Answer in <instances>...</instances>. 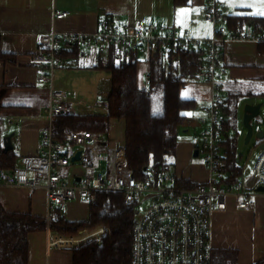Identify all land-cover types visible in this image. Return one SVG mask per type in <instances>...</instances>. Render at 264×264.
<instances>
[{"label": "crops", "instance_id": "0c3cea01", "mask_svg": "<svg viewBox=\"0 0 264 264\" xmlns=\"http://www.w3.org/2000/svg\"><path fill=\"white\" fill-rule=\"evenodd\" d=\"M205 1L191 0L187 6H176L175 0H0L1 49L14 58V61L0 63V143L5 151V139L12 137L14 148L6 151L12 152L15 156V165L11 169L20 166L24 157L39 153L42 133L48 126L47 109L53 88L69 93L71 110L68 115L108 114V110L101 104L108 101L112 89V73L97 68L99 59L106 62L108 58L101 57L96 50L83 51L65 47L62 54L65 68L54 72L53 84L40 83L39 78L47 75L48 71L34 65L31 57L40 50L42 35L51 32L60 35H94L101 31V22L108 19L132 30L136 29L142 20L146 25L157 24L169 29L176 28L194 38L209 39L213 36V25L204 15ZM219 2L228 25L232 28H241L243 25L237 22L235 26H231L229 23L231 19L264 18V14H261L264 13V0ZM55 10L69 12L70 16L55 20ZM247 27L249 24L242 28ZM224 59L225 122H231L225 135L228 156L227 142L232 138L230 136L232 121L238 117L240 100L248 95L264 97V44L225 40ZM140 65L143 74L138 72V81L140 88H143L145 76L150 72V65L144 60H141ZM254 86L259 90H253ZM210 95L211 88L208 83L198 79L186 81L180 96L185 100H193L196 108L189 113L183 127L184 134H188L191 129L194 130V134L199 131L197 120L201 116L202 108L209 103ZM101 135L103 141L96 146L100 154L95 167L86 169L79 162H74L63 170L66 181L73 182L86 175L111 174L116 149L125 146L126 122L111 120L108 134ZM178 140L176 163L172 170L180 177L181 186L194 188L205 184L209 180L206 166V172L197 169L195 174L194 169L187 167L191 157L193 161L199 158L195 156V149L193 152V142L191 143L187 137ZM259 142L262 144L264 141ZM102 156L106 157L107 166L102 172L96 173V169L100 168ZM236 161L237 167L241 170L236 179L240 180L244 168L239 162L237 148ZM229 167L232 176L235 177L231 165ZM253 176L247 178L245 183L251 184ZM186 182L190 186H186L184 184ZM253 201L255 203L253 209L242 210L239 208V200L232 197L229 198L224 212L214 213L212 222L214 264L223 252H238V264H259L264 261V194H256ZM0 204L7 212L31 214L34 217L46 218L48 222L56 214H60L69 222H86L90 218L92 206L85 201L75 200L63 208L56 207L49 212L46 192L24 187H1ZM103 228L105 229L104 226ZM103 228L92 231L93 235L101 237L104 233ZM99 229H102V233L98 232ZM84 232L87 230L79 233ZM62 236L74 237L50 229L31 234L28 264H73L72 247L80 245L83 241L80 242L79 236L74 238Z\"/></svg>", "mask_w": 264, "mask_h": 264}, {"label": "built area", "instance_id": "2783aa9c", "mask_svg": "<svg viewBox=\"0 0 264 264\" xmlns=\"http://www.w3.org/2000/svg\"><path fill=\"white\" fill-rule=\"evenodd\" d=\"M204 15L213 25V36L209 39L194 38L176 28L146 25L142 20L132 30L107 19L101 22V31L94 35L56 32L42 35L40 50L31 61L48 71L38 81L53 84L54 72L65 68L62 57L65 47L96 50L106 59L111 54L128 59L130 53H136L149 65L158 56L204 50L205 58L197 79L210 85L211 95L209 103L201 110L197 120L199 131L192 141L209 171L205 184L194 188L181 186L180 177L171 168L147 169L146 177L139 179L128 164L125 146L116 149L110 175H86L80 177L79 182V178L66 181L63 170L73 163L72 158L79 151H82L79 163L86 169L95 167L100 154L96 146L103 139L101 134L92 132H68L62 137L55 133V121L68 115L71 104L67 91L53 88L47 109L48 126L42 133L39 153L24 157L21 165L11 170L0 166V188L44 190L49 212L75 200L94 205L101 192L121 194L135 213L132 264H214V213L224 212L232 197L239 200L240 209H253V197L264 194L257 191L264 187V152L256 163L251 184L234 179L230 172L225 149L224 42L264 43V28L230 27L219 0H206ZM69 16V12L54 11L55 20ZM141 91L147 97L153 95L150 72L145 76ZM101 106L107 110L110 107L108 101ZM144 203L150 204L145 210H138Z\"/></svg>", "mask_w": 264, "mask_h": 264}, {"label": "trees", "instance_id": "16d2710c", "mask_svg": "<svg viewBox=\"0 0 264 264\" xmlns=\"http://www.w3.org/2000/svg\"><path fill=\"white\" fill-rule=\"evenodd\" d=\"M190 2L175 0V5L187 6ZM237 22L243 25L241 28L246 24L257 29L264 28V18L229 20L231 26ZM204 58L202 49L153 58L150 61L151 97H147L140 88L138 67L141 59L138 54L130 53L128 59L111 54L106 62L99 59L97 68L112 73V89L107 98L110 105L108 114L62 116L54 123L55 133L59 137L76 131L107 135L111 120H124L126 156L135 177L145 178L146 169L170 168L169 159L177 151L180 130L188 120L189 113L196 108V103L182 99L180 92L187 80L197 79ZM8 61H14V58L2 51L0 36V63ZM229 126L231 122H225V135ZM227 144L228 160L235 173L233 178L236 179L241 173L236 161V138H231ZM14 161L13 153L1 147L0 166L11 169L15 165ZM184 184L190 186L187 182ZM134 223L133 208L125 204L121 194L112 192L99 194L86 222H69L60 214L48 222L46 218L31 214L7 212L0 204V264H28L31 234L50 229L59 234L78 237L80 231L103 226L105 234L100 241L91 238L72 247L73 264H132ZM238 258V252H223L217 257L216 264H238ZM259 264H264V261Z\"/></svg>", "mask_w": 264, "mask_h": 264}, {"label": "rangeland", "instance_id": "374dc122", "mask_svg": "<svg viewBox=\"0 0 264 264\" xmlns=\"http://www.w3.org/2000/svg\"><path fill=\"white\" fill-rule=\"evenodd\" d=\"M139 73H142V66L140 65L139 67ZM245 87V86H243ZM252 89V88H251ZM255 91H258L259 88H256V86H254ZM248 93V92H247ZM244 95H246V92L244 93ZM255 103H259L263 105L262 108V113L259 116V118H257L255 121H253V126H254V137L251 140V142L249 144H246V136H247V129L244 127L243 124V116H244V110L245 107L249 104H253L255 105ZM239 114L237 117V120L233 121V127L231 129V135L232 138H236L237 141V153H238V159L239 162L241 164V166L244 168V172L243 175L241 176L240 180L241 182L245 183L247 181V178H251L254 175L255 172V166L256 163L258 161V159L260 158L261 154H262V149L260 148V142L256 137V134L258 132H264V97H253V96H244L242 97V99L240 100L239 103V110H238ZM194 135V130H190V132L188 134H184V128H181L179 136L180 138H184L187 137L190 139V142L192 143V138ZM179 138V139H180ZM193 145V152H194V144ZM176 155V153H175ZM173 156L169 159L170 161V168L174 169V164L176 163V156ZM104 156L101 157L100 159V168L96 169V173H100L102 172L103 169H105L106 165V161H105ZM188 169L191 168V170L194 169L193 173L195 174V171L197 169L200 170V172H206L205 169V164L203 161V156H200L199 158L195 159V161L192 160V157L189 159V165H187ZM196 179V178H195ZM246 180V181H245ZM195 181H199V180H195ZM150 203H144L143 205H140L138 207V210H145L146 207L149 206ZM99 227V226H98ZM97 228V227H96ZM96 228H94L93 230H95ZM93 230H87V231H93ZM98 232L102 233V229H99ZM80 234V233H79ZM79 234H77L76 236H78ZM97 238L98 236L93 235L92 232H84L83 234H80L78 239L81 241H86L88 239L91 238ZM102 237L98 238V239H94V240H98L100 241ZM93 241V240H92Z\"/></svg>", "mask_w": 264, "mask_h": 264}, {"label": "water", "instance_id": "95a60500", "mask_svg": "<svg viewBox=\"0 0 264 264\" xmlns=\"http://www.w3.org/2000/svg\"><path fill=\"white\" fill-rule=\"evenodd\" d=\"M263 105L262 104H249L245 107L244 110V116H243V124L244 127L247 129L248 133L246 136V144H249L254 136V126H253V121H255L259 116L261 115V110H262ZM256 137L260 141H264V132H258L256 134ZM13 142H12V137H7L5 139V144H4V149L5 151H11L13 150ZM260 148L264 150V142L260 144ZM82 156V151H79L73 158L72 162H79L81 160ZM195 156L198 157V151L195 152ZM147 171V169H146ZM78 182L80 181V178L77 180ZM258 192H264V187H260L257 189Z\"/></svg>", "mask_w": 264, "mask_h": 264}, {"label": "snow or ice", "instance_id": "6c2138e0", "mask_svg": "<svg viewBox=\"0 0 264 264\" xmlns=\"http://www.w3.org/2000/svg\"><path fill=\"white\" fill-rule=\"evenodd\" d=\"M261 14H264V13H261Z\"/></svg>", "mask_w": 264, "mask_h": 264}]
</instances>
